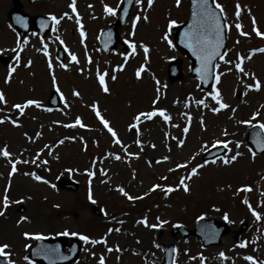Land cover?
<instances>
[{
  "label": "rangeland",
  "instance_id": "1",
  "mask_svg": "<svg viewBox=\"0 0 264 264\" xmlns=\"http://www.w3.org/2000/svg\"><path fill=\"white\" fill-rule=\"evenodd\" d=\"M14 1L0 0V93L5 97L0 102V150L10 153L0 156V211L5 196L11 203L0 215V245H8V259L38 264L28 255L32 235L39 233L62 235L68 243L79 239L81 252L72 264H100L101 257L104 264H157L163 260V244L176 246L175 264H252L245 259L249 256L264 264V153L253 156L247 140L250 128L264 123V52L259 51L264 36L253 31L264 33V0H214L223 9L228 41L214 83L206 90L191 74L190 61L175 47L171 32L187 20L189 0L179 5L153 0L151 7L147 0L134 2L119 28L118 47L108 53L101 51L99 34L116 21L122 0H75V11L69 7L73 0H18L27 15L56 18L45 36L32 31L24 37L10 21ZM105 6L115 14H107ZM170 21L176 22L171 28ZM123 43L127 52H122ZM59 46L66 48L63 61L56 58ZM173 60L181 63L176 80L168 77ZM9 68L14 69L11 76ZM55 91L62 101L52 109L49 100ZM217 93L228 107L214 112ZM28 100L39 107L29 105L23 113L13 107ZM92 105L109 122L115 139ZM159 110L168 121L159 114L135 119ZM77 118L83 127L75 123ZM225 143L224 154L203 159ZM237 152L235 161L223 163ZM12 164L17 171L9 175ZM194 167L197 174L185 179V192L180 180ZM59 179H72L78 188H62ZM201 218L226 220L230 232L210 246L196 235L184 238L172 232L174 226L193 230ZM243 221L248 226L241 247L236 232Z\"/></svg>",
  "mask_w": 264,
  "mask_h": 264
},
{
  "label": "water",
  "instance_id": "2",
  "mask_svg": "<svg viewBox=\"0 0 264 264\" xmlns=\"http://www.w3.org/2000/svg\"><path fill=\"white\" fill-rule=\"evenodd\" d=\"M35 0H31L34 2ZM134 0H125L124 7L118 13L119 14V21L108 29H106L102 36V45L105 51L109 50L111 46H115L117 44L116 41V28L118 25H123L126 21L130 8L132 6ZM200 0H197L196 4L193 3L191 0V15L190 19L187 23H185L180 28L175 29L176 34V43L177 46L187 54L191 60V72L192 74L196 75L200 81L201 85L204 88H208L214 78V67L215 62L218 57H220L223 53V50L226 46L227 40V33H226V24L223 20L222 14L219 9L215 8V5L212 0H208V5L212 8L213 11L216 12L217 16L219 17V21L221 24V34H220V44L217 48V55L213 56L210 64H209V75L206 79L200 78V72L198 69L202 67L201 59H198L197 55L193 54V49L187 46V41L185 40L184 33L188 32L192 29L194 25V17L193 12H196V19L198 20L201 15V8L199 7ZM11 18L13 23L21 30L22 34H25L27 31L32 29V25H28L30 19L33 20L36 29L41 30L42 33L46 32L50 27V20H46L41 17H30L21 12V4L16 1V9L12 11ZM214 39V37H213ZM169 74L171 78L176 79L180 77V69L179 64L174 62L171 67ZM54 105H58V101L56 99L52 100ZM257 140L264 141V137L262 135L261 129L259 127L252 129V135L250 136V141L252 142L254 148L257 152L264 151V149L260 148L256 143ZM223 149H218L215 151L210 152L207 154L206 157H213L220 153H222ZM63 184L69 188L75 189L76 184L69 181H64ZM180 231L183 236H188L191 232L186 230L185 228H175V232ZM228 232V226L225 223L216 222L214 220H203L198 223V228L194 232L195 234L199 235L205 245H209L212 243H217L220 241V238L223 234ZM241 233H239L240 237ZM165 251V263L162 264H172L175 249L174 245L164 246ZM80 247L77 242L71 245V252L64 253V243L62 239H58L55 244H51L50 240H40V243L32 249L31 257L39 262H43L45 264H70L74 259H76L79 253ZM0 264H7L5 259L0 258Z\"/></svg>",
  "mask_w": 264,
  "mask_h": 264
},
{
  "label": "snow or ice",
  "instance_id": "3",
  "mask_svg": "<svg viewBox=\"0 0 264 264\" xmlns=\"http://www.w3.org/2000/svg\"><path fill=\"white\" fill-rule=\"evenodd\" d=\"M135 2L137 4H139L141 2V0H135ZM149 7H151L153 0H147ZM197 0H193V3L196 4ZM177 5H179L180 0H176ZM75 0H73V3L71 5H69V7H71L73 9V11H75ZM199 7L201 8V15L200 18L197 20L196 19V12H193V17H194V25L192 27V29H190L188 32L184 33V37L185 40L187 41V46L193 49V54L198 56V59H201L202 62V67L200 69H198V72H200V78L206 79L207 76L209 75V64L213 58V56L217 55V48L219 47L220 44V34H221V24L219 21V17L217 16L216 12L212 10V8L208 5V0H200V4ZM215 8L216 9H220L221 12H223V9L221 7L220 4L216 3L215 4ZM105 12L107 14L110 15H114L115 14V9L110 8L108 6H105ZM240 14V6L237 5L236 6V16L238 17ZM52 19L55 21L56 18L52 17ZM137 20L139 19V17L136 18ZM147 19V17H145V20ZM77 23H79V21H77ZM135 23L136 21H133V27H135ZM176 22L175 21H170L169 22V28L172 27V25H174ZM255 23V22H253ZM226 26V25H225ZM241 25L239 23L236 24V28L237 30L241 29ZM253 31H256V34L258 36H264V33L259 32L258 30H256L255 28H253ZM83 32H81V36H83ZM241 35H247V33L241 32ZM214 37V39H213ZM164 39L167 40V34H165ZM169 45H171V41H168ZM130 47L133 48V53L135 51V46L134 45H129ZM259 51L264 52V49H259ZM144 52L147 55L148 49L145 46L144 47ZM45 55H47V52H45ZM220 59H223V56L220 57ZM72 60L75 61L76 57L73 55L72 56ZM63 67V65H62ZM239 71L243 72V69L240 66V63H237L235 66ZM49 68H51V63H49ZM143 67H141L140 69L137 70L136 72V76L137 78L140 77L141 72L143 71ZM14 71V69L9 68V76H11V73ZM245 75H247V73H245ZM99 82L101 87L103 88V91L108 92V88L105 85V81H104V77L103 75H99ZM113 79H115V77H113ZM219 79V77H217V80ZM254 87L258 90L260 88V84L259 82H257ZM76 95H78V93H76ZM217 95L213 96V99L216 100V103L219 105V108H213V111H219L220 109L226 108L228 107V105L221 103V101L217 98ZM0 102H5V97L3 93H0ZM199 103H203V101H200ZM35 104L37 107H39L38 102L33 101V100H28L26 102V104L24 105H20V104H15L13 107L18 109L21 113H23L24 108L29 106V105H33ZM93 110L96 112L97 117L99 118L101 124L108 130L109 133H111L112 137L115 139L116 138V133L115 131L109 126V122L107 120H105L99 113V111L96 109V105H92ZM159 114L161 117H163V119L165 121L169 120V117L165 114L164 110H159V112L157 113V111H153L151 113H140L135 119L138 121L140 119L141 116L145 117L146 119H150L152 116H155ZM255 115H259V113L254 114ZM3 122V121H0ZM13 123H15V121H13ZM76 124L80 125L81 127H83L84 125L81 124V121L79 120V118H77ZM242 123H246V124H251L250 121H243ZM74 126V125H73ZM134 127V126H133ZM258 127L261 130H264V123L259 124ZM185 132L188 131L187 128L184 129ZM116 143H119V140L116 139L115 140ZM182 143V142H181ZM256 143L258 144V146L262 149H264V141L261 140H257ZM224 147L227 148L228 145L227 143L224 144ZM237 147H239V144H237ZM251 151V149H250ZM253 156H255V153H252ZM240 154L237 152L235 155H232L230 158H226L223 160L224 164H229L233 161H235L237 159V157ZM0 156H3L5 158L10 156V153L7 151V149H2L0 150ZM117 159H119V157H117ZM167 159V158H165ZM26 163V161H25ZM180 167H183V165H181ZM197 167H202V165H198ZM197 167L192 168L191 173L189 174L188 177H182L180 180V185L183 187V190L185 192H187L189 190L188 186L186 183H184L185 179H190L191 176H194L197 174ZM16 166L15 164H12V169L11 172L9 173V175H11L12 173L16 172ZM89 175H91V173H89ZM36 180H41L40 176H35L34 177ZM156 187V186H154ZM244 190L246 191H250V188H245ZM120 191L125 195L128 196V194L126 192L123 191V189H120ZM173 191L172 188H168L167 192H171ZM91 198V197H90ZM128 199H133V197L128 196ZM8 198L7 196L4 197L3 199V206L4 208H6L8 206ZM245 204H247V200L244 201ZM249 210L252 211V214L259 220L261 217L259 215V213L255 212L254 210L251 209V206L249 205ZM3 212L0 211V215H2ZM21 219H26L25 217H21ZM225 219H227V217H225ZM64 235H68L67 232L63 233ZM72 235H76V233H71ZM24 235L26 237L29 236L28 233H24ZM36 239H40V236H36ZM80 239L88 242L89 238L87 236H80ZM92 243H97V241H92ZM244 245L242 244L241 247H243ZM8 248L7 244L4 245H0V257H4V258H8L9 257V253L6 251V249ZM109 251H111V249H109ZM173 251H175V249H173ZM220 257L223 258L224 257V253L221 252L219 253ZM25 259H27V257H25ZM246 260H249L252 262V264H257V262L254 260L253 257H245ZM201 261L203 262V258L201 257ZM7 264H14V261H12L10 258L7 259ZM100 264H104V260L103 257H101L100 259Z\"/></svg>",
  "mask_w": 264,
  "mask_h": 264
},
{
  "label": "bare ground",
  "instance_id": "4",
  "mask_svg": "<svg viewBox=\"0 0 264 264\" xmlns=\"http://www.w3.org/2000/svg\"><path fill=\"white\" fill-rule=\"evenodd\" d=\"M141 27V25H138V29Z\"/></svg>",
  "mask_w": 264,
  "mask_h": 264
}]
</instances>
